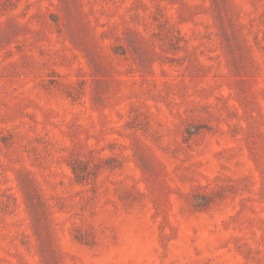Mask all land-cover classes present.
I'll list each match as a JSON object with an SVG mask.
<instances>
[{"label":"rangeland","instance_id":"374dc122","mask_svg":"<svg viewBox=\"0 0 264 264\" xmlns=\"http://www.w3.org/2000/svg\"><path fill=\"white\" fill-rule=\"evenodd\" d=\"M0 264H264V0H0Z\"/></svg>","mask_w":264,"mask_h":264}]
</instances>
